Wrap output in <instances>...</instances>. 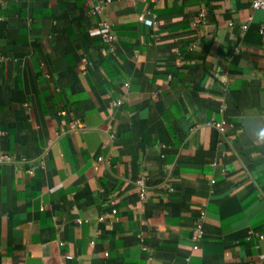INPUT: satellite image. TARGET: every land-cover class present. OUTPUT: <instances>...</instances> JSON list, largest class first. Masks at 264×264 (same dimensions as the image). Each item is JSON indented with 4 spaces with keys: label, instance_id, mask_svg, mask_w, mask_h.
Returning a JSON list of instances; mask_svg holds the SVG:
<instances>
[{
    "label": "crops",
    "instance_id": "1",
    "mask_svg": "<svg viewBox=\"0 0 264 264\" xmlns=\"http://www.w3.org/2000/svg\"><path fill=\"white\" fill-rule=\"evenodd\" d=\"M252 2L0 0V264H264Z\"/></svg>",
    "mask_w": 264,
    "mask_h": 264
},
{
    "label": "built area",
    "instance_id": "2",
    "mask_svg": "<svg viewBox=\"0 0 264 264\" xmlns=\"http://www.w3.org/2000/svg\"><path fill=\"white\" fill-rule=\"evenodd\" d=\"M252 6L256 10H263L264 11V0H253ZM94 10H97V9H94ZM201 16H203V13L201 14ZM137 19H138L139 22H142V23H144V24H146L148 26L154 25V21L146 19L144 17V14H139L137 16ZM100 39L110 49L113 48L115 37H114V35L112 33L111 26L109 24L103 23L101 25ZM217 126H219V125H217ZM7 159H8V156H6V155H2L0 157V160H2V161L7 160ZM196 232H197V236L196 237L200 238L201 237V231H200L199 227L197 228Z\"/></svg>",
    "mask_w": 264,
    "mask_h": 264
},
{
    "label": "clouds",
    "instance_id": "3",
    "mask_svg": "<svg viewBox=\"0 0 264 264\" xmlns=\"http://www.w3.org/2000/svg\"><path fill=\"white\" fill-rule=\"evenodd\" d=\"M260 135L264 137V130L261 131Z\"/></svg>",
    "mask_w": 264,
    "mask_h": 264
}]
</instances>
